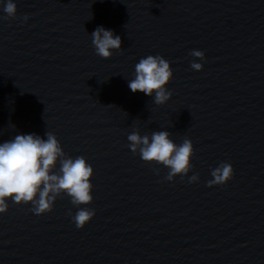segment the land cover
<instances>
[{"label":"water","instance_id":"obj_1","mask_svg":"<svg viewBox=\"0 0 264 264\" xmlns=\"http://www.w3.org/2000/svg\"><path fill=\"white\" fill-rule=\"evenodd\" d=\"M16 5L15 18L0 13V141L53 132L66 154L92 165L95 213L76 228L67 196L42 215L9 202L0 264H264V0ZM98 25L121 37L108 58L91 44ZM149 54L173 72L163 105L127 86ZM133 128L189 138L187 175L169 182L167 168L133 155ZM220 161L233 176L208 186ZM193 173L199 179L190 183Z\"/></svg>","mask_w":264,"mask_h":264},{"label":"clouds","instance_id":"obj_2","mask_svg":"<svg viewBox=\"0 0 264 264\" xmlns=\"http://www.w3.org/2000/svg\"><path fill=\"white\" fill-rule=\"evenodd\" d=\"M16 0H0V13L5 18H15ZM27 19V15L23 17ZM95 53L108 58L113 50L121 49V37L112 29L98 25L90 33ZM197 60H203L204 52L192 49L189 53ZM193 60L190 67L199 71L202 64ZM173 72L170 62L160 54L146 55L135 63L127 86L133 92L150 96L155 105L165 104L171 96L167 83ZM127 147L133 155L146 163H154L167 168L165 180L183 178L192 168L193 144L187 137L180 143L174 142L171 133L165 129L141 134L136 128L127 134ZM93 167L83 155L75 157L66 154L51 131L43 137L37 133H16L7 140L0 141V214L4 213L9 202L30 205L35 215H42L54 206L61 195L67 196L76 208L69 216L76 228H82L93 216L95 209L88 207L91 193ZM208 186L225 184L233 176L232 164L220 161L210 169ZM199 179L198 174L188 176V182Z\"/></svg>","mask_w":264,"mask_h":264}]
</instances>
